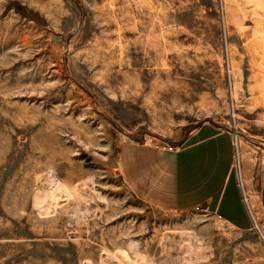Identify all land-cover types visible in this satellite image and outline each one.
I'll return each mask as SVG.
<instances>
[{
  "label": "rangeland",
  "instance_id": "obj_1",
  "mask_svg": "<svg viewBox=\"0 0 264 264\" xmlns=\"http://www.w3.org/2000/svg\"><path fill=\"white\" fill-rule=\"evenodd\" d=\"M203 126L247 227L162 201ZM263 181L264 0H0V264H264Z\"/></svg>",
  "mask_w": 264,
  "mask_h": 264
},
{
  "label": "crops",
  "instance_id": "obj_2",
  "mask_svg": "<svg viewBox=\"0 0 264 264\" xmlns=\"http://www.w3.org/2000/svg\"><path fill=\"white\" fill-rule=\"evenodd\" d=\"M235 160L231 134L213 126L200 127L187 146L176 151L165 149L162 201L172 207L207 206L233 226L247 227L251 216L244 204L239 180L233 172ZM248 170L251 181V167ZM136 178L139 179L138 176ZM132 183L137 188L140 186L134 177ZM153 186L157 188L156 184ZM145 193L149 194L148 191ZM258 209L264 215V181L259 190Z\"/></svg>",
  "mask_w": 264,
  "mask_h": 264
},
{
  "label": "bare ground",
  "instance_id": "obj_3",
  "mask_svg": "<svg viewBox=\"0 0 264 264\" xmlns=\"http://www.w3.org/2000/svg\"><path fill=\"white\" fill-rule=\"evenodd\" d=\"M250 166V165H249ZM245 170V169H244ZM247 172V171H246ZM246 176V175H245Z\"/></svg>",
  "mask_w": 264,
  "mask_h": 264
},
{
  "label": "built area",
  "instance_id": "obj_4",
  "mask_svg": "<svg viewBox=\"0 0 264 264\" xmlns=\"http://www.w3.org/2000/svg\"><path fill=\"white\" fill-rule=\"evenodd\" d=\"M221 217V216H220Z\"/></svg>",
  "mask_w": 264,
  "mask_h": 264
}]
</instances>
